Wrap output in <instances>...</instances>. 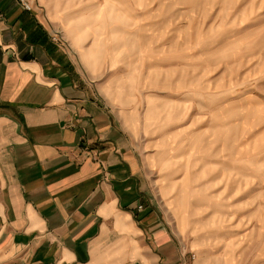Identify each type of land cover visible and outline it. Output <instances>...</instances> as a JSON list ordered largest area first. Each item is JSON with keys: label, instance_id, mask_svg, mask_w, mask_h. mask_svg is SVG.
<instances>
[{"label": "crops", "instance_id": "1", "mask_svg": "<svg viewBox=\"0 0 264 264\" xmlns=\"http://www.w3.org/2000/svg\"><path fill=\"white\" fill-rule=\"evenodd\" d=\"M32 1L0 0V264H185L149 181L163 155L114 98L118 0Z\"/></svg>", "mask_w": 264, "mask_h": 264}, {"label": "rangeland", "instance_id": "2", "mask_svg": "<svg viewBox=\"0 0 264 264\" xmlns=\"http://www.w3.org/2000/svg\"><path fill=\"white\" fill-rule=\"evenodd\" d=\"M116 4L101 21L130 97L114 98L137 112L139 151L163 155L149 181L185 264H264V0Z\"/></svg>", "mask_w": 264, "mask_h": 264}, {"label": "built area", "instance_id": "3", "mask_svg": "<svg viewBox=\"0 0 264 264\" xmlns=\"http://www.w3.org/2000/svg\"><path fill=\"white\" fill-rule=\"evenodd\" d=\"M18 4L21 6V8L25 12H32L33 11V1L32 0H16Z\"/></svg>", "mask_w": 264, "mask_h": 264}]
</instances>
